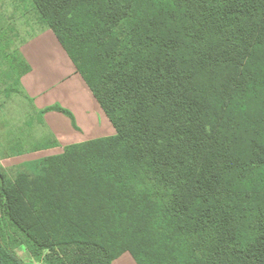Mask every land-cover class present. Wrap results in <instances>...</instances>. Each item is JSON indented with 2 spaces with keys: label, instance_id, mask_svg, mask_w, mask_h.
I'll return each instance as SVG.
<instances>
[{
  "label": "trees",
  "instance_id": "trees-1",
  "mask_svg": "<svg viewBox=\"0 0 264 264\" xmlns=\"http://www.w3.org/2000/svg\"><path fill=\"white\" fill-rule=\"evenodd\" d=\"M32 2L116 134L1 167L0 264H264V0Z\"/></svg>",
  "mask_w": 264,
  "mask_h": 264
},
{
  "label": "crops",
  "instance_id": "crops-1",
  "mask_svg": "<svg viewBox=\"0 0 264 264\" xmlns=\"http://www.w3.org/2000/svg\"><path fill=\"white\" fill-rule=\"evenodd\" d=\"M21 51L31 66V70L22 76L21 81L33 97L36 106L42 108L59 103L62 107L74 111L78 126L75 129L70 125L68 115L61 111L56 110L45 115L46 118L54 115L63 122L60 125L65 128L56 127L47 120L59 144L55 148L61 149L60 151L56 149V153L62 152V149L71 143L116 134V128L110 118L77 71L74 62L53 30H44L25 43ZM80 130L82 132H79ZM16 251L26 264L37 262L25 245L18 246ZM112 264H137V262L130 253H124Z\"/></svg>",
  "mask_w": 264,
  "mask_h": 264
},
{
  "label": "rangeland",
  "instance_id": "rangeland-1",
  "mask_svg": "<svg viewBox=\"0 0 264 264\" xmlns=\"http://www.w3.org/2000/svg\"><path fill=\"white\" fill-rule=\"evenodd\" d=\"M0 13L3 15V31L0 32V169L3 168L13 175L25 161L52 155L61 150L51 146L56 136L47 120L56 127L65 128L60 125L63 122L54 115L45 117L56 110L41 113L47 106L37 107L25 87V96L17 92L9 93L7 90L12 78L6 72L17 62L16 52L20 49L22 53L21 47L25 43L49 27L43 26L41 21L37 22L39 17L32 0H0ZM77 103L81 105L79 100ZM68 110L73 115H68L70 125L74 129L78 128L74 111Z\"/></svg>",
  "mask_w": 264,
  "mask_h": 264
},
{
  "label": "built area",
  "instance_id": "built-area-1",
  "mask_svg": "<svg viewBox=\"0 0 264 264\" xmlns=\"http://www.w3.org/2000/svg\"><path fill=\"white\" fill-rule=\"evenodd\" d=\"M34 264H40L39 262H36V263H34Z\"/></svg>",
  "mask_w": 264,
  "mask_h": 264
}]
</instances>
